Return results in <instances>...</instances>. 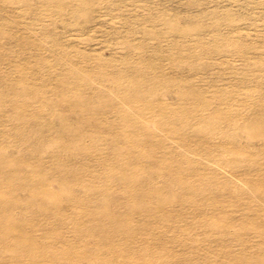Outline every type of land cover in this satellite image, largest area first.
Segmentation results:
<instances>
[{
	"label": "rangeland",
	"instance_id": "374dc122",
	"mask_svg": "<svg viewBox=\"0 0 264 264\" xmlns=\"http://www.w3.org/2000/svg\"><path fill=\"white\" fill-rule=\"evenodd\" d=\"M0 264H264V0H0Z\"/></svg>",
	"mask_w": 264,
	"mask_h": 264
}]
</instances>
